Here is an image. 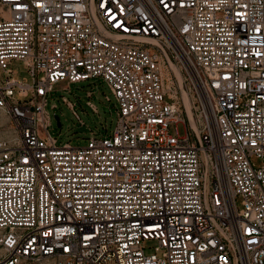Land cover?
<instances>
[{"label": "built area", "instance_id": "2783aa9c", "mask_svg": "<svg viewBox=\"0 0 264 264\" xmlns=\"http://www.w3.org/2000/svg\"><path fill=\"white\" fill-rule=\"evenodd\" d=\"M94 77L114 129L58 144ZM4 120L0 264H264V0H0Z\"/></svg>", "mask_w": 264, "mask_h": 264}, {"label": "rangeland", "instance_id": "374dc122", "mask_svg": "<svg viewBox=\"0 0 264 264\" xmlns=\"http://www.w3.org/2000/svg\"><path fill=\"white\" fill-rule=\"evenodd\" d=\"M10 66L18 76H29L22 61L13 60ZM89 91L92 92L91 96L88 95ZM63 96L74 103L73 109L63 100ZM194 96V89H192L187 95L188 98L186 97V102L188 103L189 99L192 103ZM88 101H91L98 111ZM116 103L109 84L102 77H94L71 84L66 81L59 82L55 85L53 93L49 94L47 108L51 116V123L48 125V131L51 136L57 138L58 144L70 142L73 145H84L92 131L97 135H105L114 129L118 119ZM52 104H56V107H52ZM55 116H58L61 125H58ZM8 124V120H4L0 125L4 126L0 127V135L4 133L5 128H9ZM176 127L181 134L184 133L183 124ZM176 127L173 126V129ZM253 161L256 164L260 163V159L257 157H254ZM147 244L154 246L155 242L151 240ZM20 264H53V261L50 259L42 261L28 259Z\"/></svg>", "mask_w": 264, "mask_h": 264}, {"label": "water", "instance_id": "95a60500", "mask_svg": "<svg viewBox=\"0 0 264 264\" xmlns=\"http://www.w3.org/2000/svg\"><path fill=\"white\" fill-rule=\"evenodd\" d=\"M105 109H106V110H108V108H107V107H105ZM55 117H56V119H57L58 125H61V122H60V120H59L58 116H55Z\"/></svg>", "mask_w": 264, "mask_h": 264}, {"label": "bare ground", "instance_id": "6f19581e", "mask_svg": "<svg viewBox=\"0 0 264 264\" xmlns=\"http://www.w3.org/2000/svg\"><path fill=\"white\" fill-rule=\"evenodd\" d=\"M174 68L178 71V69L176 67H174Z\"/></svg>", "mask_w": 264, "mask_h": 264}]
</instances>
